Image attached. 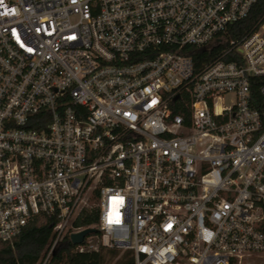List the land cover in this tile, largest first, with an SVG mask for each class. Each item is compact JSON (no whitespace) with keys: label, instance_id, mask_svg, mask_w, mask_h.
Segmentation results:
<instances>
[{"label":"built area","instance_id":"built-area-1","mask_svg":"<svg viewBox=\"0 0 264 264\" xmlns=\"http://www.w3.org/2000/svg\"><path fill=\"white\" fill-rule=\"evenodd\" d=\"M259 1L0 0V240L46 215L36 264L87 227L114 264H264Z\"/></svg>","mask_w":264,"mask_h":264},{"label":"trees","instance_id":"trees-1","mask_svg":"<svg viewBox=\"0 0 264 264\" xmlns=\"http://www.w3.org/2000/svg\"><path fill=\"white\" fill-rule=\"evenodd\" d=\"M263 11L264 0H260L248 18L237 25L238 31L247 30ZM202 56L207 57L204 53ZM260 83V78H251V90L254 94L257 93ZM176 112L180 113V111ZM54 223V220L46 215H37L22 228L12 242L0 240V264H36L48 247ZM95 223V213L84 210L76 218L74 225L93 226ZM96 234H100V232L97 230L88 236ZM74 247V244L65 238L55 248L49 264H109L118 252L115 248L101 244L97 250L85 252H74ZM118 263L123 262L119 261Z\"/></svg>","mask_w":264,"mask_h":264},{"label":"water","instance_id":"water-1","mask_svg":"<svg viewBox=\"0 0 264 264\" xmlns=\"http://www.w3.org/2000/svg\"><path fill=\"white\" fill-rule=\"evenodd\" d=\"M96 231H97V229L93 228V227L84 228L83 230H81L79 232L71 233L70 234V241L72 244H79V243L83 242L84 238L88 234L94 233Z\"/></svg>","mask_w":264,"mask_h":264},{"label":"rangeland","instance_id":"rangeland-1","mask_svg":"<svg viewBox=\"0 0 264 264\" xmlns=\"http://www.w3.org/2000/svg\"><path fill=\"white\" fill-rule=\"evenodd\" d=\"M116 256H117V255H116ZM116 256L110 261L109 264H114V262L116 261V258H117Z\"/></svg>","mask_w":264,"mask_h":264}]
</instances>
